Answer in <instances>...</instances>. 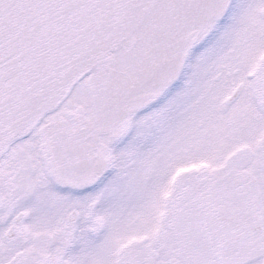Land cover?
<instances>
[{"label": "snow or ice", "instance_id": "6c2138e0", "mask_svg": "<svg viewBox=\"0 0 264 264\" xmlns=\"http://www.w3.org/2000/svg\"><path fill=\"white\" fill-rule=\"evenodd\" d=\"M0 264H264V0H0Z\"/></svg>", "mask_w": 264, "mask_h": 264}]
</instances>
